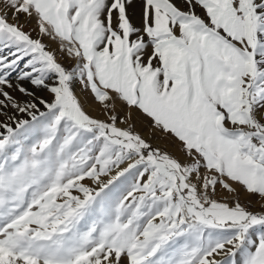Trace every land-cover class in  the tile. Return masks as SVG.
Returning a JSON list of instances; mask_svg holds the SVG:
<instances>
[{
    "label": "snow or ice",
    "instance_id": "1",
    "mask_svg": "<svg viewBox=\"0 0 264 264\" xmlns=\"http://www.w3.org/2000/svg\"><path fill=\"white\" fill-rule=\"evenodd\" d=\"M0 264H264V0H0Z\"/></svg>",
    "mask_w": 264,
    "mask_h": 264
}]
</instances>
